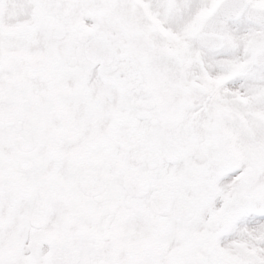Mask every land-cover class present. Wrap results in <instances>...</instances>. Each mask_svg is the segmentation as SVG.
<instances>
[{
	"label": "snow or ice",
	"instance_id": "6c2138e0",
	"mask_svg": "<svg viewBox=\"0 0 264 264\" xmlns=\"http://www.w3.org/2000/svg\"><path fill=\"white\" fill-rule=\"evenodd\" d=\"M0 264H264V0H0Z\"/></svg>",
	"mask_w": 264,
	"mask_h": 264
}]
</instances>
